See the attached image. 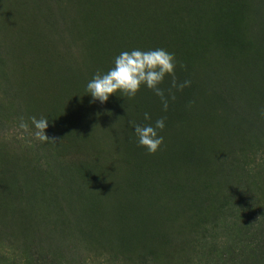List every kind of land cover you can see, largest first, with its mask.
Returning <instances> with one entry per match:
<instances>
[{
	"label": "rangeland",
	"instance_id": "1",
	"mask_svg": "<svg viewBox=\"0 0 264 264\" xmlns=\"http://www.w3.org/2000/svg\"><path fill=\"white\" fill-rule=\"evenodd\" d=\"M252 9L253 0H0V264H264V79L246 100L254 108L235 97L255 124L219 142L195 121L182 126L203 95L197 81L172 89L167 111L145 87L104 104L86 90L122 51L174 54L178 84L212 67L215 50L223 63L258 51ZM161 87L168 96L171 80ZM214 105L210 126L230 118ZM33 116L48 120L56 144L20 129ZM160 118L164 144L149 155L130 122Z\"/></svg>",
	"mask_w": 264,
	"mask_h": 264
},
{
	"label": "clouds",
	"instance_id": "2",
	"mask_svg": "<svg viewBox=\"0 0 264 264\" xmlns=\"http://www.w3.org/2000/svg\"><path fill=\"white\" fill-rule=\"evenodd\" d=\"M176 67L177 61L174 54L162 48L122 51L114 58L113 66L106 73H101L99 70L95 73L87 83L86 90L93 102L99 101L104 104L110 96L117 95V93L129 100L134 99L141 88L145 87L160 98L164 110L167 111L169 97L172 100L176 98L172 89L182 91L191 84V81L188 80L182 84L177 83ZM166 79L171 80L168 96L165 95V90L161 87ZM144 119L151 120L149 113H144ZM30 121L31 129L21 117L20 129L24 132H31L34 138L41 143L56 144V137L49 138L46 135V129L49 126L46 118L37 119L33 116ZM164 121L165 118L157 119L154 126L151 123L141 126L130 122L139 146L145 148L149 155H155L164 144V137L159 135V132L163 131L165 127Z\"/></svg>",
	"mask_w": 264,
	"mask_h": 264
},
{
	"label": "trees",
	"instance_id": "3",
	"mask_svg": "<svg viewBox=\"0 0 264 264\" xmlns=\"http://www.w3.org/2000/svg\"><path fill=\"white\" fill-rule=\"evenodd\" d=\"M253 12L251 17V25L248 30V40L258 51H249L244 57L226 59L223 63L221 57H219V50H215L214 58L212 62L214 65L209 69L199 68L195 75L187 76L188 81L193 80L194 83L197 81L196 90L202 91L203 95H195L190 99L188 106V113L181 115L182 126L190 123V126L195 123L203 128V131L209 134L214 140H223V136L228 132L234 130H240L245 128L244 126L253 125L255 122L249 119L246 121L241 118V114L236 111V99L239 96L245 100L241 103L245 104V108L252 109L255 104L246 101L255 97L258 93L257 79H264V0H253ZM218 52V53H217ZM260 52V53H259ZM230 63H225V62ZM232 66L237 67L241 74L235 75L227 72L224 68H230ZM248 72L254 74L248 75ZM230 73L233 75H227ZM263 73V74H261ZM238 79V80H236ZM215 82H214V81ZM195 87V86H194ZM194 94V93H192ZM239 94V95H237ZM217 100V101H216ZM254 100V99H253ZM219 102V108L228 111L230 114L229 119H222L218 114V118L213 126H210V116H212L210 107L216 108L214 103ZM198 104V109L196 105ZM208 105V107H207ZM209 116L204 115V110ZM242 108V107H241ZM197 109V112L195 113ZM203 113V115H202ZM211 114V115H210ZM204 116L206 118H204ZM247 124V125H246ZM187 130V128H186ZM46 258L34 259L35 264H50L45 261ZM53 264V263H51Z\"/></svg>",
	"mask_w": 264,
	"mask_h": 264
}]
</instances>
